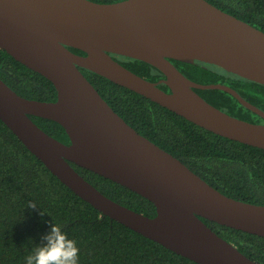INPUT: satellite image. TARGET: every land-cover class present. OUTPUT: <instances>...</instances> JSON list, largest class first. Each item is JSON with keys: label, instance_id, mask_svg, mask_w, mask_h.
<instances>
[{"label": "water", "instance_id": "water-1", "mask_svg": "<svg viewBox=\"0 0 264 264\" xmlns=\"http://www.w3.org/2000/svg\"><path fill=\"white\" fill-rule=\"evenodd\" d=\"M0 46L56 86V100L28 98L0 77V118L64 184L102 213L200 264H260L203 218L264 237V204L223 193L141 134L80 67L217 134L264 148V122L236 117L196 88L227 90L264 119L262 108L230 85L190 79L171 60L216 64L264 84V30L209 0H0ZM111 53L149 62L165 76L147 79ZM31 114L61 123L70 142ZM72 162L149 198L156 215L112 199Z\"/></svg>", "mask_w": 264, "mask_h": 264}, {"label": "trees", "instance_id": "trees-1", "mask_svg": "<svg viewBox=\"0 0 264 264\" xmlns=\"http://www.w3.org/2000/svg\"><path fill=\"white\" fill-rule=\"evenodd\" d=\"M115 2L118 0H94ZM264 30V0H209ZM76 53L86 51L70 46ZM139 75L158 81L164 73L144 60L111 53ZM171 60L190 79L224 83L264 110V84L204 61ZM109 104L141 134L171 152L207 182L234 198L264 204V148L204 128L143 94L80 67ZM0 77L18 94L56 100L51 79L17 60L0 46ZM160 87L170 90L165 83ZM210 103L253 122L264 119L227 90L196 88ZM45 131L70 142L58 121L31 114ZM112 199L149 216L157 213L149 198L72 162ZM35 203L36 207L28 206ZM243 253L264 264V237L203 218ZM53 224L61 225L80 248L79 264H200L102 213L64 184L0 118V264H26Z\"/></svg>", "mask_w": 264, "mask_h": 264}, {"label": "clouds", "instance_id": "clouds-1", "mask_svg": "<svg viewBox=\"0 0 264 264\" xmlns=\"http://www.w3.org/2000/svg\"><path fill=\"white\" fill-rule=\"evenodd\" d=\"M28 206L35 208V203ZM42 243L26 257V264H79L80 248L59 224H53L42 237Z\"/></svg>", "mask_w": 264, "mask_h": 264}]
</instances>
